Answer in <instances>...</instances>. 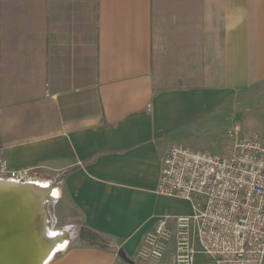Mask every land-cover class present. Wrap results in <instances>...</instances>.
I'll return each mask as SVG.
<instances>
[{
	"label": "crops",
	"instance_id": "0c3cea01",
	"mask_svg": "<svg viewBox=\"0 0 264 264\" xmlns=\"http://www.w3.org/2000/svg\"><path fill=\"white\" fill-rule=\"evenodd\" d=\"M87 26L96 61L85 84L50 77L0 92V161L34 170L28 182L0 180L46 195L43 223L29 222L14 245L56 243L42 264H141L158 220L192 212L158 193L170 146L208 151L203 137L224 106L235 105L233 120L241 94L264 102V0H0V55L15 39L29 54L26 40L37 37L49 45L39 46L42 69L55 71L60 40Z\"/></svg>",
	"mask_w": 264,
	"mask_h": 264
},
{
	"label": "built area",
	"instance_id": "2783aa9c",
	"mask_svg": "<svg viewBox=\"0 0 264 264\" xmlns=\"http://www.w3.org/2000/svg\"><path fill=\"white\" fill-rule=\"evenodd\" d=\"M225 154L173 144L167 150L158 193L191 203L188 215L163 216L137 251L148 264H264V135L228 130ZM33 168L0 161V177L24 183Z\"/></svg>",
	"mask_w": 264,
	"mask_h": 264
},
{
	"label": "rangeland",
	"instance_id": "374dc122",
	"mask_svg": "<svg viewBox=\"0 0 264 264\" xmlns=\"http://www.w3.org/2000/svg\"><path fill=\"white\" fill-rule=\"evenodd\" d=\"M88 25H90V23ZM91 29L90 26H87V28H81L80 30H83L84 32L79 33L77 39L60 40L61 43H63L62 53L64 54L59 56V58L61 57L60 59H57L61 65H59V67L57 66L55 71L45 72L42 69L44 57L40 55V52L43 51V48H39V46H49L45 45V40L37 37L26 40L25 46L28 48L30 47V53L25 55L22 53L23 41L16 39L11 40L12 51L7 55H0V59H4L5 67L8 65L6 62L10 65L9 70L4 69L0 71V92L21 94L22 92H27L30 87L31 89H34L39 86L40 81H43L42 83H44L45 80L49 81L51 78H54V80L57 78L58 80L69 81L72 77L76 76V78L73 79L77 80V85L85 84L88 76L95 68L96 61V43L95 38H91ZM47 42L49 44V40H47ZM47 58H49V55H47ZM52 61H54V59H52ZM224 107H227L228 109L223 113V119L218 125V129H215L214 133L203 137L207 143L206 149L208 151L220 154L229 152L232 143L227 132L228 129H231L235 124L242 128V133L244 135H253V133L264 135V102L262 98L259 97V94L255 96L254 93L250 92L239 96L237 106L238 115L236 119H234V116L233 120L230 118L231 113L235 115V105H233V110L230 108V103ZM225 113L226 115L228 114L227 121ZM229 121H231V123ZM16 247L21 251L22 249H28V246ZM36 248L37 249L34 251L30 250V253L25 257L28 259L26 264H38L40 249L39 247ZM19 257L21 258L22 256ZM139 263L142 264L140 261Z\"/></svg>",
	"mask_w": 264,
	"mask_h": 264
},
{
	"label": "bare ground",
	"instance_id": "6f19581e",
	"mask_svg": "<svg viewBox=\"0 0 264 264\" xmlns=\"http://www.w3.org/2000/svg\"><path fill=\"white\" fill-rule=\"evenodd\" d=\"M45 197L42 185L37 183L15 191L10 185L0 180V262H7V264L18 262L13 256L14 252L17 253L19 250L14 243L20 238L24 226H28L29 222L31 227L39 222L43 223L42 215L39 213H42ZM55 244L39 248L42 255L39 257L38 264L44 263V260L53 255L58 248ZM28 249L34 251L37 248L28 247ZM24 255L23 258L18 259L20 262L28 261L27 258L25 259L27 254Z\"/></svg>",
	"mask_w": 264,
	"mask_h": 264
},
{
	"label": "water",
	"instance_id": "95a60500",
	"mask_svg": "<svg viewBox=\"0 0 264 264\" xmlns=\"http://www.w3.org/2000/svg\"><path fill=\"white\" fill-rule=\"evenodd\" d=\"M31 250H33V249H31ZM19 252V253H18ZM18 252L16 253V251L14 252L15 254L13 255L14 256V258H16L17 259V261L18 262H16L15 264H26V262H28V261H24V262H20L18 259H20V257L19 256H23L24 254H29L30 253V249H22V251L21 250H18ZM28 252V253H27ZM25 256V255H24ZM26 259V258H25ZM0 264H7V262L5 263H3V262H0Z\"/></svg>",
	"mask_w": 264,
	"mask_h": 264
}]
</instances>
